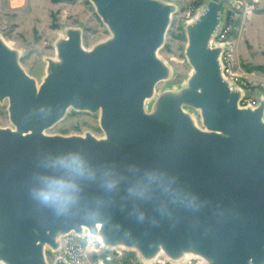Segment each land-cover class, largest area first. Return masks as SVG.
<instances>
[{"label":"water","instance_id":"obj_1","mask_svg":"<svg viewBox=\"0 0 264 264\" xmlns=\"http://www.w3.org/2000/svg\"><path fill=\"white\" fill-rule=\"evenodd\" d=\"M111 35L90 49L78 29L56 42L39 85L0 38V261L48 264L57 236L99 232L106 246L203 256L204 264H264V103L239 107L210 46L224 0L187 25L186 86L145 99L168 74L157 57L171 4L90 0ZM183 106L200 110L204 129ZM72 107L96 112L104 136L48 135ZM58 190L56 201L40 193ZM52 264H67L55 259Z\"/></svg>","mask_w":264,"mask_h":264},{"label":"rangeland","instance_id":"obj_2","mask_svg":"<svg viewBox=\"0 0 264 264\" xmlns=\"http://www.w3.org/2000/svg\"><path fill=\"white\" fill-rule=\"evenodd\" d=\"M160 1L174 7L157 51V57L167 66L168 74L155 85L151 102L144 108L146 112L151 110L152 102L155 103L161 93L175 92L186 86L192 73V66L185 54L186 27L202 12L208 0ZM224 1L221 15L230 25L224 40L226 61L238 79L232 83V87L239 86L246 98L259 96L264 94V0ZM73 28L80 31L81 44L85 49L111 35L90 0H0V38L17 53L20 66L37 85L47 72V59H57L56 42ZM7 107L5 98L0 101V127L12 128ZM183 110L191 116L196 126L204 129L199 109L183 106ZM99 115V110L90 112L69 107L64 117L45 133L70 136L88 132L101 138L104 132L99 124ZM57 240H75L82 247H87L82 264H145L135 249L102 245L87 228L83 235L78 236L71 231L59 234ZM43 254L48 264L56 259V251L48 245H44ZM197 262L191 259L183 264ZM0 264L4 263L0 261ZM153 264L172 263L161 259V262Z\"/></svg>","mask_w":264,"mask_h":264},{"label":"built area","instance_id":"obj_3","mask_svg":"<svg viewBox=\"0 0 264 264\" xmlns=\"http://www.w3.org/2000/svg\"><path fill=\"white\" fill-rule=\"evenodd\" d=\"M229 31H230V25L225 22L224 17L221 15L219 26L216 32L212 35L209 42H210V46L220 47V53L218 56V60L220 64V73L223 79L229 84V86H232V83L234 81L236 82L238 79L234 76L230 66L228 65V62L226 61L227 52L225 51L224 48L225 47L224 40ZM236 87L240 91V99L238 101L239 107L255 108L259 105L260 100L264 103L263 93L259 94V96L256 97L246 98V96H244L243 90L239 86ZM240 104L243 106H241ZM263 115H264V107H263ZM76 235L80 236L79 234ZM57 242H58L57 248L52 249L56 251V259L58 258L62 259L67 264H82V256L87 250V247L86 248L82 247L81 244L75 240H70V241L65 240L64 242L61 240H57Z\"/></svg>","mask_w":264,"mask_h":264},{"label":"bare ground","instance_id":"obj_4","mask_svg":"<svg viewBox=\"0 0 264 264\" xmlns=\"http://www.w3.org/2000/svg\"><path fill=\"white\" fill-rule=\"evenodd\" d=\"M3 42H4V44H5L7 47L11 48L10 45H9L7 42H5V41H3ZM222 78H223V77H222ZM230 87H232V86H230ZM234 89H236V90L239 91V89H237V87L234 88ZM239 92H240V91H239ZM150 102H151V98H150V97L147 98V99H145V102H144V108H145V109L148 107L147 105H148ZM152 103H153V104H152V108H151V110H150L149 112H153V111H155V104H154V102H152ZM263 118H264V117H263ZM85 231H86V228L83 227L82 230H81L80 232H78V233L75 232V234H79V235L82 234V235H83V234L85 233ZM91 235L94 236V237H95L98 241H100L102 244H104V243L102 242V239H101L100 234H99L98 231H96V232H94V233H91ZM56 238H57V237H56ZM114 247H126V246L123 245V244H118V245H116V246H114ZM131 248L136 250V248H134V247H131ZM136 251H137V250H136ZM137 252H138V251H137ZM138 253H139V252H138ZM161 259L170 260L172 264H181V263L183 264L185 261H186V262H190L191 259H196V260H198L197 264H204V263L207 262V260H206L203 256L198 255V254H195V253H193V252H191V251H182L177 257H175V258H170L169 256H167V254H166L163 250L159 249L158 252H157L156 254H154V255H152V256H150V257H142V260L144 261L145 264H153L154 262H161Z\"/></svg>","mask_w":264,"mask_h":264},{"label":"clouds","instance_id":"obj_5","mask_svg":"<svg viewBox=\"0 0 264 264\" xmlns=\"http://www.w3.org/2000/svg\"><path fill=\"white\" fill-rule=\"evenodd\" d=\"M40 196L45 201H56L59 198L60 193L58 190H49L41 192Z\"/></svg>","mask_w":264,"mask_h":264}]
</instances>
